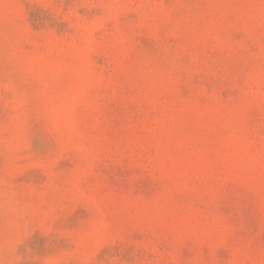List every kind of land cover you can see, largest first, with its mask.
I'll return each instance as SVG.
<instances>
[{
  "label": "rangeland",
  "instance_id": "374dc122",
  "mask_svg": "<svg viewBox=\"0 0 264 264\" xmlns=\"http://www.w3.org/2000/svg\"><path fill=\"white\" fill-rule=\"evenodd\" d=\"M0 264H264V0H0Z\"/></svg>",
  "mask_w": 264,
  "mask_h": 264
}]
</instances>
